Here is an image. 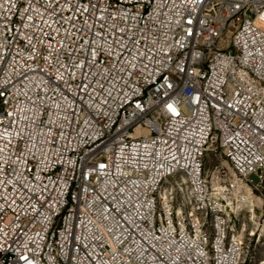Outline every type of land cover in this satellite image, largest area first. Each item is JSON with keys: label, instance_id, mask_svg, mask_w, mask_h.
I'll use <instances>...</instances> for the list:
<instances>
[{"label": "built area", "instance_id": "built-area-1", "mask_svg": "<svg viewBox=\"0 0 264 264\" xmlns=\"http://www.w3.org/2000/svg\"><path fill=\"white\" fill-rule=\"evenodd\" d=\"M210 151L264 201V0H0V264H241Z\"/></svg>", "mask_w": 264, "mask_h": 264}, {"label": "rangeland", "instance_id": "rangeland-1", "mask_svg": "<svg viewBox=\"0 0 264 264\" xmlns=\"http://www.w3.org/2000/svg\"><path fill=\"white\" fill-rule=\"evenodd\" d=\"M207 170L210 171V177L216 172L219 173L220 183L215 188H223L227 192L229 204L232 211H236L238 207L243 206L241 196L247 201L246 209L239 214L235 212L233 221L229 224L230 227H235L237 232L243 235L244 238V254L241 264H264V201L256 193L254 195L249 186L245 183L239 182V190L237 195L236 191L230 187V181L224 180L228 176L232 182L234 179V172L225 158L214 151H210L207 158ZM230 182V183H229ZM246 186L247 189H244ZM244 189V190H243ZM244 191L243 194L241 191ZM257 197V198H256ZM257 207L253 210V207ZM230 211V210H229ZM252 212H254L252 214Z\"/></svg>", "mask_w": 264, "mask_h": 264}]
</instances>
